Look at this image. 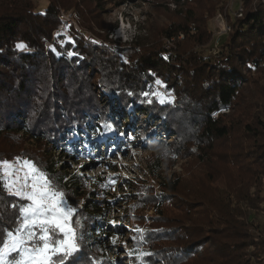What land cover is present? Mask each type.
I'll return each mask as SVG.
<instances>
[{"label":"trees","instance_id":"trees-1","mask_svg":"<svg viewBox=\"0 0 264 264\" xmlns=\"http://www.w3.org/2000/svg\"><path fill=\"white\" fill-rule=\"evenodd\" d=\"M244 4L247 11L233 23L230 39L222 40L218 57L180 61L164 51H137V42L116 48L76 10L82 29L77 32L72 25H65L62 6L55 0L44 11H37L28 1L0 0V139L8 134L15 138L22 135L41 144L43 151L50 149L61 157L79 159L94 153L99 140L106 139L113 147V133L122 131L121 114L132 105L138 107V123L146 126L139 132L150 131L148 125L151 130L174 131L172 116L179 110L184 115L182 123H191L194 132H201L198 145L213 146L211 142L225 141L236 133H241L243 143L250 142L251 151L241 157L247 162V168L242 169L249 176L248 192L239 199L248 211L264 214V105L252 96L251 83L243 73L248 68L257 69L264 79V0H245ZM178 15L186 20L185 25L179 26L177 34L167 31L169 41L180 34L199 32L198 27L188 25L194 18L191 9L178 11ZM60 26L64 29L59 30ZM87 31L103 43L87 39ZM17 43L26 44L29 50H18ZM157 80L164 83L165 93L185 95L189 99L186 106L180 101L176 109L169 103L167 96L157 91ZM161 99L166 102L161 103ZM235 107L250 119L238 129L220 117L222 111ZM251 108L256 109L254 115L249 113ZM132 123L129 133L134 134L137 129ZM106 124L115 131L105 128ZM54 157L41 161L22 153L0 155V161L31 160L65 193L68 202L75 205V201L87 200V183L79 175L61 172ZM102 185V180L94 183L93 199L84 204L86 210L74 206L77 213L73 219L82 221L85 233L81 247L89 258L83 264H109L100 243L106 227L102 211L106 210L95 200L108 194ZM166 186L175 190L170 184ZM0 194L9 201L14 199L3 189ZM236 217L239 225L222 222L213 228L216 235L206 241H189L190 237L179 235L180 245L157 259L160 264H264V228L253 225L251 213ZM3 226L15 225L6 216Z\"/></svg>","mask_w":264,"mask_h":264},{"label":"rangeland","instance_id":"rangeland-1","mask_svg":"<svg viewBox=\"0 0 264 264\" xmlns=\"http://www.w3.org/2000/svg\"><path fill=\"white\" fill-rule=\"evenodd\" d=\"M24 1L37 11H44L53 0ZM55 1L62 6L61 19L65 25H72L77 32L82 29L76 10L116 48L137 42V51H164L180 61L208 56L214 60L221 53L222 40L228 41L233 34V23L247 11L245 0ZM65 9L70 12H64ZM188 9L194 16L188 25L198 27L199 32L194 31L195 35L190 36L180 34L167 40V31L177 34L179 26L185 25L186 20L178 15V11ZM63 26L59 30H63ZM86 34L87 39L103 43L90 31ZM207 39L208 42L203 44ZM243 73L251 83L252 96L254 94L264 105V79L257 69L248 68ZM163 87V82L156 84L157 91L167 96L176 109L180 101L186 106L189 99L185 95L165 93ZM237 108L220 114L223 122L233 129L250 121ZM255 110L251 108L249 113L254 115ZM138 112V107L132 105L121 114L124 135L113 133V147L106 139L99 140L94 153L79 159L61 157L50 149L43 151L41 144L22 135L15 138L12 134L0 139V155L26 153L43 161L54 154L53 159L58 160L61 172L79 175L88 185L87 200L75 201V205L68 202L73 208L84 209V204L93 199L94 183L102 180L108 194L95 200L102 210H106L102 211L106 227L104 240L100 243L104 248L102 256L109 264H142V261L160 264L157 257L162 259L174 250L172 248L178 247L182 241L179 235L190 237L189 241H206L216 235L213 228H218L222 222L239 225L236 217L239 214L251 213L253 225L264 228V214L248 211L239 199L246 197L249 178L247 170L242 169L247 168V162L241 157L251 151L250 142L243 143L245 139L241 133L225 141L211 142L213 146L209 143L198 145L201 132H194L195 125L191 123H182L183 112L176 110L171 125L174 131L151 130L148 125L150 131L140 130L143 135L139 129L146 126L138 123ZM145 120L150 123L147 117ZM131 122L137 129L133 130L134 134L129 133ZM169 184L175 190L168 189L166 185ZM110 221H116V226L113 227ZM144 253L153 255L145 257Z\"/></svg>","mask_w":264,"mask_h":264},{"label":"snow or ice","instance_id":"snow-or-ice-1","mask_svg":"<svg viewBox=\"0 0 264 264\" xmlns=\"http://www.w3.org/2000/svg\"><path fill=\"white\" fill-rule=\"evenodd\" d=\"M16 48L29 50L24 43H17ZM105 128L115 131L110 124ZM0 189L14 198L9 201L0 194V264H83L89 259L81 247L85 235L82 221L73 219L77 210L33 161L21 158L14 162L0 161ZM6 216L15 225L13 228L3 226ZM109 223L116 226V221Z\"/></svg>","mask_w":264,"mask_h":264}]
</instances>
